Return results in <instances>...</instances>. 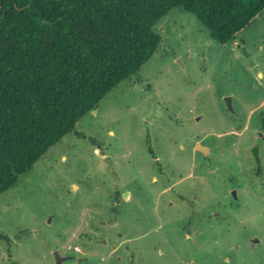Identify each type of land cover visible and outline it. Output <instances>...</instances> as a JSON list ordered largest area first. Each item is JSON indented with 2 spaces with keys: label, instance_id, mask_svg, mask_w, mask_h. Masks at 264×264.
I'll list each match as a JSON object with an SVG mask.
<instances>
[{
  "label": "rangeland",
  "instance_id": "rangeland-1",
  "mask_svg": "<svg viewBox=\"0 0 264 264\" xmlns=\"http://www.w3.org/2000/svg\"><path fill=\"white\" fill-rule=\"evenodd\" d=\"M156 31L0 194V264H264V11L225 44L179 8Z\"/></svg>",
  "mask_w": 264,
  "mask_h": 264
},
{
  "label": "trees",
  "instance_id": "trees-1",
  "mask_svg": "<svg viewBox=\"0 0 264 264\" xmlns=\"http://www.w3.org/2000/svg\"><path fill=\"white\" fill-rule=\"evenodd\" d=\"M174 8L225 44L264 0H0V194L139 73Z\"/></svg>",
  "mask_w": 264,
  "mask_h": 264
},
{
  "label": "water",
  "instance_id": "water-1",
  "mask_svg": "<svg viewBox=\"0 0 264 264\" xmlns=\"http://www.w3.org/2000/svg\"><path fill=\"white\" fill-rule=\"evenodd\" d=\"M224 102H225V104H226L227 109H228L230 112H232L231 98H225V99H224ZM197 147L199 148L198 145H197ZM202 151H203V152H206L207 149H206V148H203ZM234 194H235V192H233V195H234ZM57 264H59V261H57Z\"/></svg>",
  "mask_w": 264,
  "mask_h": 264
},
{
  "label": "flooded vegetation",
  "instance_id": "flooded-vegetation-1",
  "mask_svg": "<svg viewBox=\"0 0 264 264\" xmlns=\"http://www.w3.org/2000/svg\"><path fill=\"white\" fill-rule=\"evenodd\" d=\"M197 148H198V147H197ZM197 148H196V149H197ZM206 149H207V148H206ZM207 152H208V150H207Z\"/></svg>",
  "mask_w": 264,
  "mask_h": 264
}]
</instances>
